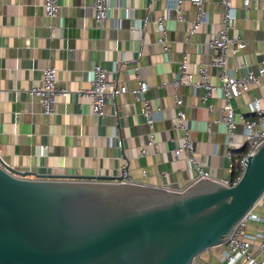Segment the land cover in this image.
<instances>
[{
	"label": "crops",
	"instance_id": "obj_1",
	"mask_svg": "<svg viewBox=\"0 0 264 264\" xmlns=\"http://www.w3.org/2000/svg\"><path fill=\"white\" fill-rule=\"evenodd\" d=\"M173 1L112 0L110 16L100 25L94 17V0H59L54 19L46 16L44 0H0L2 159L21 172L54 177L119 178L124 168L134 182L185 190L198 172L173 151L182 139L177 93L183 99L198 159L214 179L231 178L232 155L246 146L241 115L257 118L251 107L257 97L264 106V77L232 99L236 127L229 144L222 90L205 99L200 87L174 85L185 52L193 82L200 79L198 68L206 66L211 81L219 84V71L212 64L216 51L209 41L221 27L224 7L221 0H206L209 22L189 35L196 13L193 4L184 0L185 20L180 21L175 10L165 20L169 47L165 50L158 42L156 20ZM232 4L238 16L230 35L246 40L247 46L230 54L228 68L236 76L257 72L264 57V0L248 8L242 0ZM98 63L107 69L110 80L120 84L134 87L138 76L149 83L147 96L157 116L153 146L147 145L149 127L142 104L131 93L108 99L103 117L94 115L91 98L79 93L90 86ZM48 65L58 69V85L69 90L66 98L58 97L51 115L30 93ZM255 209L264 212V205Z\"/></svg>",
	"mask_w": 264,
	"mask_h": 264
},
{
	"label": "water",
	"instance_id": "obj_2",
	"mask_svg": "<svg viewBox=\"0 0 264 264\" xmlns=\"http://www.w3.org/2000/svg\"><path fill=\"white\" fill-rule=\"evenodd\" d=\"M263 196L264 142L234 184L203 178L182 191L30 174L0 156V264H193Z\"/></svg>",
	"mask_w": 264,
	"mask_h": 264
},
{
	"label": "built area",
	"instance_id": "obj_3",
	"mask_svg": "<svg viewBox=\"0 0 264 264\" xmlns=\"http://www.w3.org/2000/svg\"><path fill=\"white\" fill-rule=\"evenodd\" d=\"M184 0H174L166 9V13L160 15L157 20V26L160 32L158 42L168 50V29L165 25V20L171 10L178 13L180 21L185 20L182 9ZM195 7V19L189 29V35L196 33L203 24L209 22L208 14L205 9L206 0H188ZM259 0H242L245 8H248L251 3ZM224 7L222 23L220 29L213 34L209 44L215 49L216 55L213 60V67L219 71V84L211 81L206 66L198 68L200 79L198 82H193L192 74L189 71L188 53H184L183 60L179 66V72L174 80V85L177 87L180 84L200 87L204 90V97L209 98L215 95L218 89H221L225 99V104L222 108L224 112V120L227 125L228 143L232 141L234 130L236 127L235 110L232 105V99L236 98L250 90L253 85H258L260 79L264 77V57L260 60L258 71H248L245 74L236 76L228 68V59L230 54H236L247 46V41L240 37L230 35L232 21L237 18V9L232 4V0H221ZM59 0H44V11L48 18L54 19L59 13ZM112 9V0H94L95 20L98 24L103 25L110 16ZM147 18L144 20L146 21ZM143 23V22H141ZM55 28L52 26V30ZM93 78L89 87H84L79 90L82 96L91 98L92 112L94 115L103 117L106 115V106L108 99H116L119 95L131 93L136 100L142 104V113L145 117L146 124L149 127L147 145L153 146L156 142L157 132L154 130L157 120L156 110L153 108L147 93L150 89L149 83L142 77L137 78V85L129 87L127 84H120L117 80L108 78V71L101 64H96L93 68ZM1 84V80H0ZM30 93L38 96L41 100L43 112L51 115L56 110L58 97L66 98L69 94L68 88L58 85V69L53 65H48L43 69V76L40 84L32 86ZM175 104L178 107L177 122L178 128L182 132L180 144L174 148L176 157H185L191 168L198 172V181L203 178L214 179L205 165L198 159L195 141L186 124V113L182 108L183 99L177 93L174 96ZM262 99L257 97L252 103L251 110L257 116L255 120L247 119L241 115V119L245 126V142L247 153L240 160L243 169L245 159L248 155L254 154L260 144L264 142V106ZM141 154H146V149L141 150ZM122 181L134 182L128 171L122 169L120 173ZM239 177V176H238ZM237 177V179H238ZM237 179L232 178L220 180L225 185L234 184ZM264 205V196L259 200L256 206L248 212L234 227L231 235L226 241L217 246L219 253H215L214 247L210 253L208 261L202 255L197 257L193 264H264V212L256 211L258 205Z\"/></svg>",
	"mask_w": 264,
	"mask_h": 264
},
{
	"label": "trees",
	"instance_id": "obj_4",
	"mask_svg": "<svg viewBox=\"0 0 264 264\" xmlns=\"http://www.w3.org/2000/svg\"><path fill=\"white\" fill-rule=\"evenodd\" d=\"M247 150V146H244L240 151L232 155V180H235L238 176H240L242 171L240 160L245 156Z\"/></svg>",
	"mask_w": 264,
	"mask_h": 264
},
{
	"label": "rangeland",
	"instance_id": "obj_5",
	"mask_svg": "<svg viewBox=\"0 0 264 264\" xmlns=\"http://www.w3.org/2000/svg\"><path fill=\"white\" fill-rule=\"evenodd\" d=\"M213 249L212 248H210V249H208V250H206L205 252H203L201 255L203 256V258L206 260V261H208V259H209V257H210V253H211V251H212ZM214 251H215V253H219V249L217 248V247H214Z\"/></svg>",
	"mask_w": 264,
	"mask_h": 264
}]
</instances>
